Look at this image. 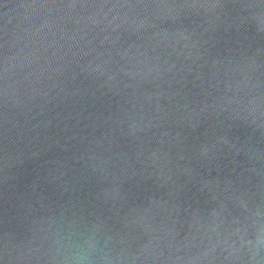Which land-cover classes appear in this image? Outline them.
I'll return each instance as SVG.
<instances>
[{"label":"water","instance_id":"water-1","mask_svg":"<svg viewBox=\"0 0 264 264\" xmlns=\"http://www.w3.org/2000/svg\"><path fill=\"white\" fill-rule=\"evenodd\" d=\"M0 264H264V0H0Z\"/></svg>","mask_w":264,"mask_h":264}]
</instances>
